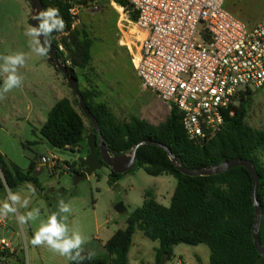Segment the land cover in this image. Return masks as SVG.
<instances>
[{
    "label": "rangeland",
    "instance_id": "1",
    "mask_svg": "<svg viewBox=\"0 0 264 264\" xmlns=\"http://www.w3.org/2000/svg\"><path fill=\"white\" fill-rule=\"evenodd\" d=\"M94 2L97 8L82 9L73 28L87 32L95 41L92 49L93 64L101 74L97 80L99 87L94 90L95 102L107 104L121 122L139 118L152 125H160L170 115L172 106L142 86L140 78L129 65L131 60L118 49L124 37L135 33L134 21L122 6L112 0ZM237 7L246 11L245 16L251 22L264 19V0H228L225 6L229 11ZM32 15V7L27 0H0V56L24 52L28 57L26 64L18 70V74L23 77L21 87L13 89L5 100L0 101V152L24 170L30 167L32 160L37 161L43 156L55 155L60 160L55 175H50L46 167L37 164L36 178L42 190L34 186L36 191L32 193L27 184L13 190L19 191L22 198H30L31 201L28 209L21 208L19 213L39 208L40 219H46L58 210V200L64 199L72 207V212L68 214L69 227L78 228L90 241L84 245L82 255L91 254L94 259L107 260L108 253L103 243L115 231L126 228L129 215L143 205L145 193L153 192L160 204L169 207L178 182L174 176L155 177L139 168L124 174L115 186H110V169L104 166L86 180L74 183V171H69L67 167L65 169V166L67 163L74 165L88 153L87 141L75 150H50L40 132V121H46L49 111L43 106L44 120L41 117L37 119L36 111L42 106L41 100L47 90L55 88L57 95L69 97L82 115L86 134H94L93 126L81 110L78 98L63 73L49 58L31 52L29 38L24 32ZM65 34L64 30L57 40L60 41ZM125 50L130 53L128 48L125 47ZM88 73L78 70L81 90L88 87L85 83ZM2 84L3 76L0 75V86ZM250 99L246 122L252 129L264 131V87L254 90ZM28 142L37 143L24 147ZM0 197L6 200L7 192H1ZM118 204H123L126 212H119L116 208ZM39 223L40 220H37L22 225L15 215L9 214L6 217L9 232L1 235L0 239L10 241L17 249L8 251V264H70L66 257L53 253L46 246L31 244ZM133 243L146 255V259L138 264H150V260L155 258V249L160 246L158 241L148 239L141 231H136ZM210 255V248L205 244H180L174 247V256L167 264H199V260L202 264H210Z\"/></svg>",
    "mask_w": 264,
    "mask_h": 264
},
{
    "label": "trees",
    "instance_id": "2",
    "mask_svg": "<svg viewBox=\"0 0 264 264\" xmlns=\"http://www.w3.org/2000/svg\"><path fill=\"white\" fill-rule=\"evenodd\" d=\"M94 1L81 0L78 5L87 7ZM112 1L129 11L131 5L126 1ZM42 2L45 9L59 8L66 21V34L61 40H57L60 35L57 32L48 39L67 65L69 73L79 80L78 70L87 68L92 61L94 41L87 32L73 28L75 18L69 12V5L59 0ZM128 13L136 22L137 11ZM60 45H63L64 52L60 51ZM81 93L99 122L106 144L117 155L127 154L140 142L152 140L169 147L191 169L219 165L234 158L253 161L259 174L258 199L263 209L260 237L264 245V131L252 129L246 122L252 92L241 94L240 104L235 107L233 116L227 115L222 130L204 143H196L188 137L182 117L175 107H172L166 121L158 126L139 118L121 122L107 104L95 102L94 91L81 90ZM40 132L49 147L60 150H75L88 137L82 115L67 98L55 104ZM93 132L96 133L94 126ZM36 143L28 142L24 147ZM137 156V165L131 171L142 168L151 176L171 175L176 178L178 183L171 205L166 207L160 204L153 192H146L143 205L127 218L126 228L118 230L106 242L105 249L110 260L91 258L79 264H130L129 251L137 230L142 231L148 239L160 243L155 250V264L171 261L174 247L180 244L207 245L211 251L210 264H264V257L257 251L253 237L256 213L252 196L254 182L245 167H235L213 176L192 177L180 172L162 147L142 145L137 150ZM67 165L68 170H73L75 174L83 172L78 162ZM35 172V160L24 170L0 153V193L6 187L16 190L27 183L42 190ZM123 175L111 171L109 185L115 186ZM70 264L77 262L70 261ZM199 264H202L201 260Z\"/></svg>",
    "mask_w": 264,
    "mask_h": 264
},
{
    "label": "built area",
    "instance_id": "3",
    "mask_svg": "<svg viewBox=\"0 0 264 264\" xmlns=\"http://www.w3.org/2000/svg\"><path fill=\"white\" fill-rule=\"evenodd\" d=\"M59 1L70 6L75 21L82 9L97 8L96 2L79 7L81 0ZM124 1L138 13L133 41L124 46L142 86L179 111L191 140H212L241 94L264 87L257 76L264 72V20L249 27L225 8L227 0ZM59 161L51 155L35 162L55 175ZM9 250L13 244L1 238L0 264H8Z\"/></svg>",
    "mask_w": 264,
    "mask_h": 264
},
{
    "label": "clouds",
    "instance_id": "4",
    "mask_svg": "<svg viewBox=\"0 0 264 264\" xmlns=\"http://www.w3.org/2000/svg\"><path fill=\"white\" fill-rule=\"evenodd\" d=\"M38 21L37 26L29 24L24 35L29 38V48L37 56L46 57L51 50V41L48 39L54 32L63 33L66 28V21L60 14L57 7H49L45 10L37 11L31 17ZM43 37V40L41 39ZM27 55L24 52H16L9 55L0 56V75L3 76V84L0 86V101L7 98V94L13 89L21 87L23 77L18 74V70L26 64ZM260 82L264 83V72L257 73ZM28 189L35 193L36 189L31 183H27ZM30 198H22L19 191L7 189V198L0 202V218L9 214L15 215L18 223L22 225L40 220L38 228L31 238L33 246H46L53 253L66 257L69 261L77 262L84 259H91L89 254L83 256L84 245L89 243V239L82 235L78 228H71L68 224V214L72 212L70 203L64 199L58 200V210L52 212L46 219H40V209L32 208L25 213H19V209H28Z\"/></svg>",
    "mask_w": 264,
    "mask_h": 264
},
{
    "label": "water",
    "instance_id": "5",
    "mask_svg": "<svg viewBox=\"0 0 264 264\" xmlns=\"http://www.w3.org/2000/svg\"><path fill=\"white\" fill-rule=\"evenodd\" d=\"M27 1L31 4L32 14H35L40 10H45V6L42 0ZM128 10V12H132L134 10L133 6H130ZM30 24L33 26H37L38 21H34L30 18ZM41 39L43 40V37H41ZM46 58H49L51 63L54 64L63 73L69 86L78 98L81 110L91 121L96 130V133L89 135L87 138L88 153L78 160L79 166L83 169V172L74 174L75 184L80 181L86 180L89 176L102 169L104 166L109 167L111 171L116 174H126L130 172L137 165V150L140 146L147 144L162 147L167 152L175 167L187 176H213L224 173L235 167H245L250 172L254 182L252 191L254 206L256 210L255 221L253 224L254 243L257 251L264 257V245L260 237L261 225L263 221V209L258 199L259 174L253 161L245 160L242 158H234L231 160H227L219 165L201 169H191L184 164L181 158L175 156L169 147L152 140H145L140 142L133 148V150H131L127 154L117 155L112 152L106 144L99 122L94 114L90 111L81 93L79 80L69 73L67 65H65L63 60L59 57V53L53 44H51V50ZM54 149L55 148L50 147V150ZM116 208L121 212L125 211L123 204H118Z\"/></svg>",
    "mask_w": 264,
    "mask_h": 264
},
{
    "label": "crops",
    "instance_id": "6",
    "mask_svg": "<svg viewBox=\"0 0 264 264\" xmlns=\"http://www.w3.org/2000/svg\"><path fill=\"white\" fill-rule=\"evenodd\" d=\"M227 2L228 0L226 1V7H227ZM228 10V9H227ZM229 11V10H228ZM230 13H232L234 16H236L238 19H240L241 21L245 22L249 27H254L256 26L257 24H259L260 22H262L263 20L261 21H254V22H251V20L249 18H247L245 16V13L246 11L243 10L242 8L240 7H237L236 9H232V11H229ZM243 20H242V19ZM135 37L137 38H141L142 37V34H136ZM132 34H128V36L124 37V39H122L120 41V44H118V49L122 50L127 56L128 58L131 60V52H127V50H125V46L124 44L127 43V42H130V41H133L132 39ZM95 42V41H94ZM94 46V44H93ZM93 49V47H92ZM130 51V50H129ZM91 54H92V51H91ZM93 60H94V56L92 54V61L90 63V65L85 68V69H81V70H85V71H88V76L86 77V84L88 85V87L85 89V90H82V91H87V90H91V91H94L95 89H98L97 87L98 84H97V80L101 77V74H99V72L97 71V69L94 68V64H93ZM130 67L131 69L136 73V75L138 76L137 72L134 70L133 66H132V63L130 62ZM113 67V66H111ZM138 78H140L138 76ZM81 84V82H79V85ZM94 88V89H93ZM81 90V89H80ZM64 98H67L69 100H71L69 97H66V96H59L57 95V92H56V89L55 88H49L46 92V96L43 97V99L41 100V103H42V106L41 107H38L37 111H36V116H37V119L39 120L40 117L42 120H44V107L47 108V110L50 112L52 110V108L55 106V104L61 100V99H64ZM46 110V109H45ZM49 114V113H48ZM48 118V117H47ZM47 121V119H46ZM46 121H40V124H41V128L42 126L46 123ZM86 126V125H85ZM87 136H89L87 134ZM2 155H4L9 161L13 162L7 155H5L4 153L0 152ZM87 154V153H86ZM14 163V162H13ZM15 164V163H14ZM17 165V164H16ZM18 166V165H17ZM37 166V165H36ZM41 166V165H39ZM44 167V166H43ZM66 167L68 168V165L65 166V169ZM22 169V168H21ZM110 169V168H109ZM37 170V168H36ZM110 173H111V169H110ZM110 175V174H109ZM35 177H36V172H35ZM7 187L6 189L3 191V192H7ZM0 202H3V198L0 197ZM119 211V210H118ZM121 212V211H119ZM123 212H126V211H123ZM125 229V228H124ZM120 230V229H119ZM118 231V230H117ZM115 231L113 233V235L117 232ZM139 231V230H137ZM8 227H7V224H6V217L4 218H0V236H4V235H7L8 234ZM142 232V231H141ZM136 233V232H135ZM144 234V233H143ZM15 233L12 234V236H14ZM112 235V236H113ZM112 236L110 237V239L112 238ZM134 236V235H133ZM145 236V235H144ZM110 239H108L107 241H109ZM106 241V242H107ZM105 243H103V246L105 248ZM17 250V249H15ZM156 250V249H155ZM107 251V250H106ZM108 253V252H107ZM108 258L107 260L109 261L110 260V256L109 254H107ZM93 258V257H92ZM146 259V255L144 253H142L141 251V248L139 246H137L136 244L133 243V239H132V246L130 248V251H129V261H130V264H138L140 261H144ZM168 263V262H167ZM150 264H155V258L154 260H150Z\"/></svg>",
    "mask_w": 264,
    "mask_h": 264
}]
</instances>
